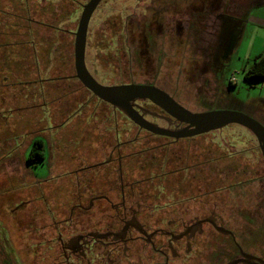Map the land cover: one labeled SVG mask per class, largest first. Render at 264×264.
Wrapping results in <instances>:
<instances>
[{
	"label": "rangeland",
	"instance_id": "374dc122",
	"mask_svg": "<svg viewBox=\"0 0 264 264\" xmlns=\"http://www.w3.org/2000/svg\"><path fill=\"white\" fill-rule=\"evenodd\" d=\"M227 4L231 12L241 0H227ZM150 5L153 11L145 17ZM74 8L70 0H52L50 29L33 25V33L26 37L19 33L21 28L8 32L7 27L6 37L0 38V264H43L47 240L41 234L50 232V217L60 219L69 211L77 198L79 169L106 159L118 134L122 141L140 139L123 146L122 152L164 141L139 132L121 112L75 78V37L65 31L76 29L79 11ZM159 8V0H106L101 4L91 19L86 44L87 67L95 79L105 85L151 83L174 93L195 111L241 105L264 125V82L253 84L244 79V68L264 52V28L250 23L226 62L218 61L222 29L212 10H192L189 29L178 36L169 29L168 14H155ZM185 8L186 2L179 1L180 20L189 13ZM155 15L156 20L164 18L166 29L157 32L153 27L144 32L143 22L150 24ZM28 40L34 41L33 47ZM12 41L14 45L8 44ZM220 96L228 99L223 101ZM215 135L194 140L203 147L198 159L214 157L213 147L220 136L233 147L226 153L233 149L236 153L210 164L191 183L185 182L184 195L197 194L194 189L208 178L212 186L224 187L222 194L214 195L218 210L234 219L230 225L246 242L251 234L258 236L255 246L264 252V159L258 141L239 125ZM37 140H45L48 157L41 161L34 156L29 161ZM207 142H211V152L203 150ZM153 154L162 152L137 155V161L127 168H139L140 158ZM49 175L53 178L45 181ZM237 182L242 186L225 191ZM251 216L254 224L245 221ZM207 253L204 247L184 264H209Z\"/></svg>",
	"mask_w": 264,
	"mask_h": 264
},
{
	"label": "flooded vegetation",
	"instance_id": "af4514ba",
	"mask_svg": "<svg viewBox=\"0 0 264 264\" xmlns=\"http://www.w3.org/2000/svg\"><path fill=\"white\" fill-rule=\"evenodd\" d=\"M51 1L0 0V38L6 37L4 28L7 27L8 32L11 29H18L17 32H19L21 28L19 33L26 37L33 33L31 31L33 25H38L45 30L50 29L52 27L50 24ZM70 1L75 6V12L79 11V19L75 31L67 29L65 31L76 38L75 33L84 6L90 0ZM105 1L102 0L99 3L94 13ZM179 1L186 2L185 9L189 12L184 20L178 18ZM159 2L161 8L157 9L155 14L159 13L160 17L168 14L167 20L170 18L172 23L169 29L178 36H184L189 29L192 10L202 11L208 7L214 12L213 19L219 23V30L229 10L227 0H159ZM149 7L146 9L145 17L153 11V5ZM201 17L198 16V18ZM156 18L157 15L152 16L150 24L147 21L143 22L144 32L148 28L154 30L153 27L157 29V32L164 31V18L161 20L160 18L156 20ZM56 28L61 30L59 27ZM14 42L18 43L17 40ZM14 42H8V44L14 45ZM27 43L33 47L34 41L28 40ZM2 45L0 41V46ZM222 52L221 47H218L216 59H219ZM156 87L193 112L206 111L205 109L200 111L190 109L174 93L162 87ZM220 99L224 101L228 98L220 96ZM226 109L244 111L241 105ZM113 110L121 112L129 122L137 127L139 132H145L147 135L161 138L164 141L161 142L159 139L154 145L136 151L122 152L123 146H129L138 140L140 142V139L136 137L122 141L118 134V141L106 159L79 169L82 174L78 175L76 201L69 207L68 212L62 214L60 219L56 216L50 217L51 224L48 228L50 232L41 234L47 240V251L42 258L43 264H184L191 256L200 253L204 247L209 250L206 255L209 264L247 261L242 254L264 260V252L255 246L258 236L251 234L250 240L246 242L243 235L238 234L237 230L230 225L234 219L226 217L218 210L219 201L214 195L222 194L224 187L212 186L211 179L208 178L197 189H194L197 194L184 195L183 188L187 187L184 185L185 182L190 181L191 183L196 176L201 177L203 170L210 164L222 162L236 153L234 149L226 153L228 148L233 147L220 136L219 141L216 139L217 146L213 147L214 157L198 159L202 150L199 148L203 147L194 140L221 133L228 126L208 133L176 139L141 129L122 111L114 108ZM136 110L146 121L163 129L177 131L188 125L172 117L150 100L137 101ZM210 143H206L204 151L211 152ZM143 144L148 145L144 141ZM43 146L47 147L45 140H43ZM168 147H171L169 151H167ZM33 148L34 142L29 156ZM47 150L49 151V148ZM155 150H160L162 154L140 158L139 168H127L137 161V155ZM47 157L44 154L43 160ZM259 170L260 165L256 169L258 175ZM50 178L53 176L49 175L45 181ZM238 184L240 185L241 182L230 184L225 187V191L230 192L238 188L236 187ZM208 196L209 200L201 201L202 197L207 198ZM254 220V216L245 219L249 224H254Z\"/></svg>",
	"mask_w": 264,
	"mask_h": 264
},
{
	"label": "water",
	"instance_id": "95a60500",
	"mask_svg": "<svg viewBox=\"0 0 264 264\" xmlns=\"http://www.w3.org/2000/svg\"><path fill=\"white\" fill-rule=\"evenodd\" d=\"M101 1L90 0L84 6L78 29L75 33L74 65L76 78L85 88L101 101L110 104L114 109L122 111L141 129H145L156 135L179 139L208 133L233 124L242 126L256 137L264 157V125L242 110L223 108L193 112L154 85L135 83L105 85L95 79L86 65V40L92 14ZM139 100L152 101L169 115L188 125L183 129L171 131L146 121L136 110V102ZM242 255L247 258V261L237 260L229 264H264V260L261 258L248 254Z\"/></svg>",
	"mask_w": 264,
	"mask_h": 264
},
{
	"label": "crops",
	"instance_id": "0c3cea01",
	"mask_svg": "<svg viewBox=\"0 0 264 264\" xmlns=\"http://www.w3.org/2000/svg\"><path fill=\"white\" fill-rule=\"evenodd\" d=\"M230 11H227L222 21V36L219 47L223 52L218 61L226 62L233 50L241 44L242 37L246 34L250 23L264 28V14L259 13V11H264V1L241 0V4L235 10L231 8ZM257 55H264V52Z\"/></svg>",
	"mask_w": 264,
	"mask_h": 264
},
{
	"label": "trees",
	"instance_id": "16d2710c",
	"mask_svg": "<svg viewBox=\"0 0 264 264\" xmlns=\"http://www.w3.org/2000/svg\"><path fill=\"white\" fill-rule=\"evenodd\" d=\"M244 79L250 83H261L264 82V55H257L250 65L244 68ZM231 86L234 84L231 82ZM28 160L34 159L37 156L41 161L44 159V146L43 140H37L34 142V148L30 153ZM33 158V159H32Z\"/></svg>",
	"mask_w": 264,
	"mask_h": 264
},
{
	"label": "built area",
	"instance_id": "2783aa9c",
	"mask_svg": "<svg viewBox=\"0 0 264 264\" xmlns=\"http://www.w3.org/2000/svg\"><path fill=\"white\" fill-rule=\"evenodd\" d=\"M231 81H233V80H231Z\"/></svg>",
	"mask_w": 264,
	"mask_h": 264
}]
</instances>
